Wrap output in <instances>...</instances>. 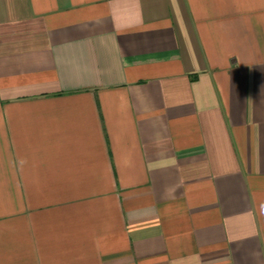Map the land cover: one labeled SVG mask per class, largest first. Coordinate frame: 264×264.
<instances>
[{"label": "crops", "instance_id": "0c3cea01", "mask_svg": "<svg viewBox=\"0 0 264 264\" xmlns=\"http://www.w3.org/2000/svg\"><path fill=\"white\" fill-rule=\"evenodd\" d=\"M0 264H264V0H0Z\"/></svg>", "mask_w": 264, "mask_h": 264}]
</instances>
